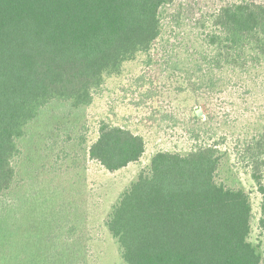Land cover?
<instances>
[{"label":"trees","instance_id":"trees-1","mask_svg":"<svg viewBox=\"0 0 264 264\" xmlns=\"http://www.w3.org/2000/svg\"><path fill=\"white\" fill-rule=\"evenodd\" d=\"M174 1L0 0V194L18 182L20 143L41 110L54 102L92 105L126 62L150 55L162 37V10ZM209 22L202 55L209 71L197 66L194 93L210 76L214 90L215 70L244 72L264 59V3L229 4ZM193 78L186 72V80ZM145 152L142 136L103 122L89 155L114 173ZM238 155L262 196L264 228V131L245 140ZM221 161L218 147L205 144L153 157L106 221L123 264H262L250 241L251 197L218 183Z\"/></svg>","mask_w":264,"mask_h":264},{"label":"rangeland","instance_id":"rangeland-1","mask_svg":"<svg viewBox=\"0 0 264 264\" xmlns=\"http://www.w3.org/2000/svg\"><path fill=\"white\" fill-rule=\"evenodd\" d=\"M241 1L175 0L162 10V37L150 55L126 62L92 105L54 102L41 110L20 143L18 182L0 194V264H123L106 227L120 195L150 171L157 153L187 154L204 144L222 152L218 183L250 195V241L264 264L262 196L238 155L245 140L264 131V59L244 72L215 70L214 90L211 76L196 93L191 87L199 66L209 71L202 55L211 15ZM186 72L195 78L186 80ZM103 122L144 138L138 163L110 173L90 159Z\"/></svg>","mask_w":264,"mask_h":264}]
</instances>
